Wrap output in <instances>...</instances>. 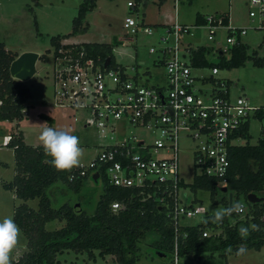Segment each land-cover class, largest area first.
I'll return each instance as SVG.
<instances>
[{
	"label": "built area",
	"instance_id": "2783aa9c",
	"mask_svg": "<svg viewBox=\"0 0 264 264\" xmlns=\"http://www.w3.org/2000/svg\"><path fill=\"white\" fill-rule=\"evenodd\" d=\"M245 2L246 25L224 22L222 13L208 14L191 25H150L131 15L143 0H125L129 12L122 19L123 32L115 38L111 54L114 46L131 43L138 31L150 36L161 27L159 46L147 50L156 55L153 63L163 70L160 84L143 82L141 77H146L148 70L142 68V61L126 65L108 57L104 66V60L86 54L77 47L79 43L62 39L56 48L52 46L51 103L73 111L72 120L91 128L97 139V153L86 165L77 167L79 176L100 168L109 184L137 189L143 199L155 197L175 230L182 225L181 219L204 214L203 208L187 203L180 192L184 187L178 176V142L181 138L191 142V163L197 170L194 175L224 180L229 167L228 148L243 139L241 129L258 108L249 105L244 96L231 97L229 80L217 76L219 70L226 69L216 65L219 59L227 60L231 48L244 43L241 36L247 29L263 33L260 46L264 48V0ZM175 3L173 0V6ZM199 28L213 40L218 30L223 31V45H191L186 38ZM121 53L119 50L118 59ZM204 69L209 72L199 73ZM121 125L143 128L152 140L119 135ZM6 143L4 140L2 144ZM150 187L151 192L145 190ZM201 234L209 235V231L203 229ZM173 253L175 262V247Z\"/></svg>",
	"mask_w": 264,
	"mask_h": 264
},
{
	"label": "rangeland",
	"instance_id": "374dc122",
	"mask_svg": "<svg viewBox=\"0 0 264 264\" xmlns=\"http://www.w3.org/2000/svg\"><path fill=\"white\" fill-rule=\"evenodd\" d=\"M84 0H0V43L6 51L19 54L24 51H34L44 58H39L35 63L36 72L34 75L22 82L29 91L28 98L23 103L22 119L19 121H0V221L5 217H12L15 206L22 202L16 198L11 190H6L1 186L4 181H9L14 173V160L11 147L3 145V141L9 140V134L22 132L23 141L29 145H41L39 134L42 130L41 124L54 127L57 130H65L76 135L80 141V147L84 149L80 165H86L97 153V139L91 128H83L79 121L72 120L73 111L66 107L53 106L51 103L52 86L50 83L51 51L49 43L50 36H68L66 42H100L108 43L119 37L123 30L121 28L122 19L129 10L125 6V0H95L94 6L87 10L83 17V24H86L84 32L70 34L71 21L76 15L77 8ZM247 4L245 0H143L137 5L131 15L138 21L150 25H167L172 22L191 25L194 23L196 14L206 16L213 13H224L228 17L229 23L233 25H246ZM163 32L160 27L153 34L146 35L137 32L133 36L131 43L117 45L113 47L112 57L117 62L129 65L142 61L146 67L147 76H142L144 83L148 85L160 84L163 82V70L161 66L154 65L155 54L148 53L150 46L157 48V37ZM261 31L246 30L241 36L242 42L247 45V58L243 64L237 68H226L218 71L217 76L229 80L230 95L244 96L249 105H264V66H255L252 63L251 55L255 53L258 57H264V48L260 46ZM62 40V39H59ZM191 45L216 46L223 45V31L216 32L215 39H208L206 30L199 28L192 36L186 38ZM119 50L123 51L120 59L117 58ZM208 59L214 61L213 56ZM209 71L199 72L207 74ZM197 73V71H193ZM52 119L50 123L46 117ZM119 135L136 139H143L145 142L152 140L151 134L143 128L132 126L118 127ZM260 123L258 120L249 117L248 134L246 139L249 144L255 143L259 136ZM118 137V136H117ZM244 139L235 140L236 144H243ZM191 142L181 138L178 142L177 164L178 176L182 179L185 187L180 191L185 194V201L190 203L196 199L194 205L200 206L203 210L212 214L220 207H225L224 202H213L209 200L208 192L196 190L192 192L188 184L191 183L193 175L197 170L191 163ZM3 163V165L1 164ZM102 192V182H96L86 176L81 181L76 191L68 188L65 184L56 182L51 184L45 191L52 207H58L63 203L90 215L94 212L99 195ZM231 194V202L234 201V194L230 191H221L220 187L216 192L215 199L220 196L228 200ZM183 199V197H182ZM241 197L239 201H241ZM25 203L35 208L36 199L26 200ZM228 203V202H227ZM243 212L238 216L242 217ZM202 216L196 215L192 218L179 221L184 225L196 224ZM187 223V224H185ZM61 221L52 220L46 222L44 227L47 230L60 227ZM219 232V229L216 230ZM156 237L154 233H146L143 238L136 243L135 264H264V246L259 250L248 249L243 256L228 254L225 260L219 257L216 251H192L182 257H176L173 261L174 253L164 252L158 255L151 245ZM25 250V241L22 233L18 244L10 254V264ZM94 259H88L85 252L74 253L71 250L64 251L56 255V259L66 264H116L111 255L98 256L97 251H92Z\"/></svg>",
	"mask_w": 264,
	"mask_h": 264
},
{
	"label": "trees",
	"instance_id": "16d2710c",
	"mask_svg": "<svg viewBox=\"0 0 264 264\" xmlns=\"http://www.w3.org/2000/svg\"><path fill=\"white\" fill-rule=\"evenodd\" d=\"M94 1L84 0L79 4L71 21V35L85 31L87 25L82 20L85 12L94 6ZM222 16L226 22V14L223 13ZM194 20L201 22L203 18L196 14ZM67 37L50 36L49 43L56 48L59 39ZM115 44L114 39L112 43L80 42L77 47L81 46L86 54L98 58L99 61L106 57L111 61V48ZM246 49L245 43L234 45L229 58H220L216 65L228 69L241 66L247 58ZM15 56L16 54L6 51L0 43V121L21 120L23 103L29 96L28 88L21 81L9 76L8 65ZM42 57L44 58L43 55L39 56ZM250 57L253 65L264 66V57H258L255 53ZM201 62L207 64L203 59ZM46 118L52 122L51 118ZM252 118L260 123L259 136L255 143L249 144L246 140L249 137L248 124L243 125L241 131L245 141L243 144L229 146V167L224 180L220 182L215 178L197 174L188 184L192 192L205 190L209 200L215 203L224 202V206L228 207L224 196L215 199L218 188L225 187L234 194V201L246 207L243 216L239 217V214L234 213L225 217L222 223L213 224L210 220L212 214L204 212L198 223H185L187 225L182 224L176 230L155 197L143 199L137 189L109 184L105 175L100 173V168L98 174L102 182V192L92 214L87 215L66 203L52 207L45 193L51 184L60 182L76 191L83 178L88 175L79 176L77 167L70 171H57L44 162L51 157L44 155L41 145L26 144L21 132L9 134L6 145L12 149L14 173L1 186L11 190L16 198L22 200L13 208L12 218L25 241V250L11 264H66L57 260L56 255L68 250L74 253L85 252L88 259H94L92 251L95 250L101 257L111 255L116 264H135L136 243L146 233L156 235L151 245L160 255L164 252L173 253L175 247L177 257L192 251H216L225 260L228 254L235 255L241 244L247 249L259 250L264 246V105L254 110ZM181 185L185 187L184 183ZM145 190L151 192L152 188ZM248 193L263 198L250 203L245 199ZM32 199H36L35 208L25 203ZM195 201V198L192 199L191 204ZM112 202L121 203L122 207L112 211ZM52 220L61 221V226L45 229V223ZM252 224L258 225L259 230L250 229L248 238L241 240L238 235L239 227ZM203 229L208 230L209 235H202ZM218 229L219 232H216ZM229 247L232 252L226 253Z\"/></svg>",
	"mask_w": 264,
	"mask_h": 264
},
{
	"label": "clouds",
	"instance_id": "9594fccd",
	"mask_svg": "<svg viewBox=\"0 0 264 264\" xmlns=\"http://www.w3.org/2000/svg\"><path fill=\"white\" fill-rule=\"evenodd\" d=\"M41 126L42 130L38 139L43 148L44 155L51 157L50 160H45L44 162L50 164L57 171H70L80 166L84 149L79 146V138L65 130H57L54 127L45 126V124H41ZM110 207L121 208L122 206L113 202ZM242 211L243 205L238 201H233L228 207L215 209L210 220L213 224H219L223 222L225 217L231 216L234 213L240 214ZM250 229L258 231L259 226L256 224L247 227L240 226L238 229L239 238L246 240ZM20 234L21 230L12 217H5L0 221V264H10V254L16 248ZM247 251V247L241 244L237 247L235 255L243 256ZM231 252V247L226 249V253Z\"/></svg>",
	"mask_w": 264,
	"mask_h": 264
},
{
	"label": "water",
	"instance_id": "95a60500",
	"mask_svg": "<svg viewBox=\"0 0 264 264\" xmlns=\"http://www.w3.org/2000/svg\"><path fill=\"white\" fill-rule=\"evenodd\" d=\"M39 54L34 51H24L17 54L8 65V73L11 78L24 82L30 79L36 72L35 63L38 60ZM108 57L104 60V66L108 63ZM89 177L92 181L96 182L99 179L97 171L89 173ZM221 191H226L225 187L220 188ZM263 197H258L254 193H248L245 199L252 203L261 200ZM228 206L231 204V194H228ZM158 254V253H157ZM160 255V254H158Z\"/></svg>",
	"mask_w": 264,
	"mask_h": 264
},
{
	"label": "crops",
	"instance_id": "0c3cea01",
	"mask_svg": "<svg viewBox=\"0 0 264 264\" xmlns=\"http://www.w3.org/2000/svg\"><path fill=\"white\" fill-rule=\"evenodd\" d=\"M227 20H228V17H227ZM229 21V20H228ZM66 40V38H64ZM22 133V132H21ZM23 136V135H22ZM3 165V163H1Z\"/></svg>",
	"mask_w": 264,
	"mask_h": 264
}]
</instances>
